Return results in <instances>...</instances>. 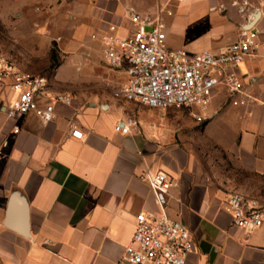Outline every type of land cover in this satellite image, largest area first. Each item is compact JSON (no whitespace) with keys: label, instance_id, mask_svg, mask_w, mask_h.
<instances>
[{"label":"crops","instance_id":"crops-1","mask_svg":"<svg viewBox=\"0 0 264 264\" xmlns=\"http://www.w3.org/2000/svg\"><path fill=\"white\" fill-rule=\"evenodd\" d=\"M33 1L64 8L70 41L94 29L91 38L110 23L127 27L128 10L153 17L166 9L172 13L167 37L176 29L183 49L196 47L192 53L224 50L254 13L222 11L220 0ZM257 10L258 49L239 72L247 104L233 107L224 94L215 96L200 113L205 118L200 142L219 149L239 170L264 179V12ZM195 25L202 30L196 44L187 42L193 41ZM70 62L85 65L88 78L95 76L87 59ZM119 77L116 86L126 80ZM56 82L50 84L53 92L69 94L73 102L56 104L47 124L33 116L7 117L4 106L11 93L0 88V264H116L130 243L135 216L159 211L145 180L159 171L175 182L166 213L191 235L186 264H264V227L232 226L224 209L229 190L202 165L191 144L197 136L194 124L115 99L104 88L86 93L77 87L80 82ZM126 119L133 123L128 132H115V124ZM73 128L82 132L80 140L70 136ZM10 209L13 224L7 227Z\"/></svg>","mask_w":264,"mask_h":264},{"label":"built area","instance_id":"built-area-1","mask_svg":"<svg viewBox=\"0 0 264 264\" xmlns=\"http://www.w3.org/2000/svg\"><path fill=\"white\" fill-rule=\"evenodd\" d=\"M164 15L172 13L159 9L155 16L143 17L131 9L127 27L110 23L91 35L103 45L105 66L125 76V82L113 90V98L156 111L185 109L197 122L205 121L199 113L206 111L215 96L224 94L231 106H245L249 96L238 66L256 53L258 30L241 29L238 39L222 51L192 53L167 46ZM0 88L11 93L4 106L7 117L18 120L33 116L47 124L55 117L56 104L70 106L73 102L71 95L53 92L46 77L20 70L1 51ZM131 125L130 119L118 121L114 131L125 134ZM18 131L16 125L13 132ZM70 136L80 140L82 132L73 128ZM145 180L159 211L135 216L130 243L116 264H186L193 250L191 235L183 223L166 213L167 196L175 182L162 171ZM224 209L237 229L264 227V204L241 193H225Z\"/></svg>","mask_w":264,"mask_h":264},{"label":"rangeland","instance_id":"rangeland-1","mask_svg":"<svg viewBox=\"0 0 264 264\" xmlns=\"http://www.w3.org/2000/svg\"><path fill=\"white\" fill-rule=\"evenodd\" d=\"M26 1L29 2L22 4V0H0V51L21 70L46 77L52 87L58 84L56 81L63 84L80 82L77 87L82 92H96L98 88L112 92L117 87L116 81L120 75L109 72L103 65V45L99 39L90 38L94 29L82 32L77 41H70V31L66 28L68 13L64 12V8L60 11L54 5L48 7L36 1ZM219 8L222 11L233 9L237 14L247 16L257 9L264 12V0H220ZM170 20L171 17L165 18L167 28ZM197 27L195 25L190 30L193 41L187 42L198 43L202 30H197ZM175 31L168 35L167 45L170 48H183V41ZM188 50L195 51L196 47ZM72 59L84 62L87 59V67L95 66V76L88 78V68L79 62L72 65ZM162 112L171 114L179 124L186 120L194 124L193 130L197 136L191 138V144L198 150V159L216 180L225 184L229 192H238L264 202V179L239 170L233 160L213 145L201 144L200 128L204 121H195L185 109Z\"/></svg>","mask_w":264,"mask_h":264},{"label":"water","instance_id":"water-1","mask_svg":"<svg viewBox=\"0 0 264 264\" xmlns=\"http://www.w3.org/2000/svg\"><path fill=\"white\" fill-rule=\"evenodd\" d=\"M258 17H259V11L256 10V11H254V13H253V18H252L250 21H248V22L243 26L242 29H244V30H249V29L254 28V24H255V22L257 21ZM12 219H13V215H12V213H11V209H10L9 212H8V215H7L6 223H5L7 227H10V226L13 224Z\"/></svg>","mask_w":264,"mask_h":264},{"label":"trees","instance_id":"trees-1","mask_svg":"<svg viewBox=\"0 0 264 264\" xmlns=\"http://www.w3.org/2000/svg\"><path fill=\"white\" fill-rule=\"evenodd\" d=\"M54 59V55L51 53V60H53Z\"/></svg>","mask_w":264,"mask_h":264}]
</instances>
